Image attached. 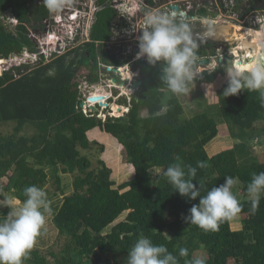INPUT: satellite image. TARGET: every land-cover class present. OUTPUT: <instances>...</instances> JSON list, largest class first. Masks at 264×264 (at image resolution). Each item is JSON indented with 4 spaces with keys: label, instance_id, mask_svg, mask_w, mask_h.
<instances>
[{
    "label": "trees",
    "instance_id": "16d2710c",
    "mask_svg": "<svg viewBox=\"0 0 264 264\" xmlns=\"http://www.w3.org/2000/svg\"><path fill=\"white\" fill-rule=\"evenodd\" d=\"M39 1L0 0V59L25 48L34 49L27 25L49 16ZM9 9L17 19L11 31L2 21ZM206 12L201 9L199 14L205 16ZM115 15L113 7L100 10L91 28V42L82 47L55 55L48 63L31 68L24 64L0 75V126L15 123L12 133H0V199L7 192L23 201L26 187L42 188L46 183V169L61 166L62 172L74 174V191L63 198L52 219L66 239L64 247L58 254L50 252L53 262L32 250L25 263L124 264L120 258L128 256L132 245L143 235L153 244L166 246L178 264L193 259L200 248L205 252L206 264H264V194L253 212L246 191L253 173L264 172V163L248 152L243 141L226 146L213 156L205 149L213 138L232 135L235 127L240 136L255 129L264 134V106L259 92L243 89L224 97L228 85L225 69L204 70L191 83H197L202 92L211 96L215 115L223 122L218 123L205 111L183 118L180 98L160 80L161 63L153 66L143 62L137 67L141 87L136 95L129 101L123 95L118 99V104L127 107L123 115L103 120L93 113L86 115L81 107L79 84L84 76L97 78L98 53L94 46L99 42V47H103ZM252 52L245 49L242 58L247 60L241 65L264 56L263 49L254 58ZM200 53L197 51V56ZM102 60L122 63L108 53L102 54ZM256 123L260 126L256 127ZM26 126L34 132L23 134ZM95 128L122 146L134 171L132 179L116 186L111 179L112 169L104 160H99L97 169H90V160L79 148L89 147L87 134ZM177 156L185 165L197 167L200 161L206 164L204 168L197 167L193 181L201 196L223 184L226 177L237 179L233 193L243 198L237 215L242 223L240 230H232L230 221H226L218 231L205 233L185 222L183 217L199 202V197H182L164 177V170ZM152 168L163 169L156 182ZM4 177L7 180L1 181ZM56 180L59 183V177ZM124 212L126 217L103 233ZM181 248L188 249L187 257L179 255Z\"/></svg>",
    "mask_w": 264,
    "mask_h": 264
},
{
    "label": "clouds",
    "instance_id": "9594fccd",
    "mask_svg": "<svg viewBox=\"0 0 264 264\" xmlns=\"http://www.w3.org/2000/svg\"><path fill=\"white\" fill-rule=\"evenodd\" d=\"M42 4L49 14L58 15L70 5V0H42ZM124 10L128 16H134L139 11L134 7H125ZM189 12L187 11V16ZM187 16L185 20L183 14L178 17L176 13H165L159 9L148 11L144 15V27L137 37L139 51L136 58L146 57L153 66L161 63L160 80L176 96L189 94L188 84L199 75L196 68L197 45L193 42ZM212 20L214 19L209 18V21ZM215 24L224 23H209V27ZM229 45L234 47L235 44ZM24 64L27 63H17L12 67ZM12 67L5 71H10ZM225 72L228 85L223 92L224 97L236 95L243 89L257 91L264 106V56L247 65H232ZM197 167L204 168L206 164L200 161ZM197 167L185 165L177 156L175 162L164 170L163 175L182 197L190 200L199 197V202L193 204L189 214L183 217L185 222L195 225L205 233L216 232L222 223L232 220L242 210L241 202L232 191L237 179L226 177L223 184L213 187L201 196L199 187L193 183ZM246 191L252 211L255 212L261 195L264 194V172L253 173ZM23 195V201L7 196L0 199V207L9 209L7 215L0 218V264H24L37 238L46 231V214L51 212V202L46 191L32 185L24 189ZM179 255L187 257L188 249L181 248ZM127 264H178V259L166 246L153 244L149 238L141 235L128 252ZM186 264H206V259L196 256L186 261Z\"/></svg>",
    "mask_w": 264,
    "mask_h": 264
},
{
    "label": "rangeland",
    "instance_id": "374dc122",
    "mask_svg": "<svg viewBox=\"0 0 264 264\" xmlns=\"http://www.w3.org/2000/svg\"><path fill=\"white\" fill-rule=\"evenodd\" d=\"M100 1L104 2V0H100ZM201 1H205V0H188L187 4L184 3V0L178 1V3L180 2L181 5L186 8L187 11H190L187 16V21L189 23L191 33H194L193 28L200 27L199 20L198 21H189V20L194 17H199V15L197 14V7L201 5L200 4L202 3ZM171 2H174V0H156L155 6L157 7V9L163 12L165 10L164 7L170 4ZM39 3L41 4L42 0H40ZM247 3L249 4V2ZM224 4L227 7H229V9L232 7V10H231L232 12H229V13L224 12L220 4L216 6V4L213 2L212 4L205 6V8L212 7V9H209V12H206L207 15L213 19L222 18V20L224 19L232 20L230 21L231 22L230 24H233V23L240 24L241 25L240 28H242V31L238 32L237 34L243 33L245 34V37L246 36L249 37V34L245 27L255 29V30H262L260 28V24H262V22L259 21L256 25H253V26L248 25V22L244 21L243 19L244 16L243 17L239 16L238 14L239 10H237L234 6H231L230 4H226V3ZM166 13H170L169 10H167ZM7 15L8 17L6 16V18L5 17L2 18L3 24L7 27L8 30L10 31L14 30V26L16 25L17 21H13V19H10L11 17L14 18L13 15H10V14H7ZM202 23L203 25L207 27L210 26L209 25L210 21H204ZM27 28H28L29 38L32 37L30 38V40L34 44V49L29 50L25 48L21 52H14L6 58H1L0 59V63H1L0 64V75L4 73L5 68H10L13 65H16L19 60H22V62L24 60L27 61L26 56H29V54H26V53L28 51L39 50L40 45L42 46V43H43L42 47L44 49L45 48L49 49L50 45H47V47L44 46L43 36H46L49 32H51L50 30L52 28L53 29L56 28L55 26H53V23H51V21H47V22L33 21L27 25ZM62 31H63L62 36H66L64 29ZM110 32L108 36L110 35ZM232 34L234 35L233 39H236L235 36L237 34L235 32H233ZM257 35L259 38H262L261 32H259ZM62 36L60 35V37ZM116 38H117L116 40V44H117V42L120 40V37L116 36L114 39ZM134 38L136 39V35H134ZM229 40H230V37H229ZM84 41L85 40H81L74 44L72 42L71 43L66 42L65 44L68 46L64 50L63 49L59 50V53L63 54L68 49H71L73 47H78V46L82 47L83 43H85ZM133 42L131 43L120 42V44H117L120 46L119 50L121 53H124L125 49L133 53L130 57H129L130 54L128 56H125L126 61L124 62L121 61L122 58H116V60L122 62L119 65L103 61L102 54L107 53V52H102L101 48L99 47L100 46L99 43L96 44V46H94L96 49V52L98 53V65L95 71V73L98 74V76L95 80H92L89 76H84L82 81L79 84V88L81 90L80 99H83V102L81 103V107L85 108L87 112L90 111V113L96 114L98 119L99 117L103 120L107 116L117 117V116L123 115L124 112L127 111V107L126 108L121 107L122 105L120 104L119 109L117 110L112 109L113 108L112 105L114 103H117V104L119 103L118 97L116 95H123V97L126 98L127 101H129L132 95H136L138 91L136 90V88L130 89L128 86L129 84L131 85L133 81H140L139 79L140 70L139 68L137 69V67L141 65L143 62L148 63V61L146 57L140 58V59L136 58L137 52L139 51L138 42L137 41L135 42L137 44H134ZM229 42H232V40H230ZM60 44H61V47L65 46V44L62 42H60ZM116 44H113L112 47L113 46L116 47L117 46ZM128 44H132L130 45L131 46L130 48H127ZM263 45L264 44L262 43V46ZM56 46L59 47V45H56ZM115 49L118 50L117 48ZM230 49H225L223 47L220 48L219 50L212 49L210 50L211 52H204L202 55L197 56L198 64L196 65V68L198 69V72L201 73L204 70L213 71L218 68L226 69L232 65H235V60L237 58L234 57L233 51H231ZM236 52H237V55L240 56V52L238 51ZM257 53H258L257 50L254 51L252 53V58H254V56H256ZM57 55L59 54L57 53ZM118 55H119V52H118ZM52 59L53 58L49 59L48 61H44L43 64L48 63ZM201 59L202 60L207 59L209 62L205 64L200 63L199 60ZM238 59H240V57H238ZM246 60L247 59H245V62ZM242 62H244V60H242L241 58L240 64ZM37 65H41L40 61L30 64L29 67L31 68ZM100 65H103L104 67ZM108 65L112 68V71L110 72L106 71L105 69V66H108ZM117 66L122 68V72L119 73V71H116L114 69V67H117ZM114 78H116L117 81H115ZM128 88L131 91H128L129 90ZM188 88H189V94L178 96L183 106V114H182L183 118H190L196 113L205 111L209 113L210 117H215L218 123L223 122V119L220 116L215 115L216 107L214 103H212L211 96L202 92V90L200 89L197 83H189ZM111 95L113 96L111 97ZM94 98H97V99L95 100ZM99 100L100 102H102V104H100V102L98 103ZM108 101L109 103L106 104V102ZM108 109H111L112 114L111 112H107ZM14 126H15L14 122L2 124L0 126V133L2 135L10 134L13 132ZM258 126H260V123H256V127ZM21 132L23 134L30 135L34 132V129L30 126H26ZM238 133H239L238 129L235 127L233 128V131H232L233 137L232 135H230L228 137L217 136L213 138L209 143L206 144L205 146L206 152L208 153L209 156H213L219 153L222 148L226 146H231L235 143H239L240 141H243L247 144L248 152H251L253 157H256L259 162L264 163V134L260 132L258 129L247 131V135L245 134V136H240ZM87 135L89 139V147L86 149H81V148L79 149L81 151V154L84 156H87V158L90 160L91 162L90 169H97L99 166V163H98L99 160H104L106 164L112 169L111 179H113L116 182V186L133 178L134 171L130 167L129 163L127 162L123 148L119 143H117L112 137H110L105 132L99 130V128H95L89 131ZM214 146L216 147L214 148L215 151H213L214 149H212ZM243 160L241 161V163L244 162ZM162 170L163 169H160V168H152L150 170L152 174V178L154 180L153 182H156V176H158L162 172ZM46 172L48 174V177H47L46 183L43 185L42 188L46 191L47 198L51 202L50 203L51 212L49 214H46V217H47L46 225H45L46 231H44V233L37 238L35 246L32 250L39 251L41 255L46 256V258L49 261L53 262V257L50 254V252H54L58 254L59 251H61L62 248L64 247L66 243V239L62 235H60L59 230L53 224L52 219L55 213L58 211L59 207L61 206L63 202V198L67 195H70L74 191V188H73L74 174L62 172L61 166H58L57 169H50V168L46 169ZM56 176L59 177V183L56 180ZM6 180H7L6 177H4L1 181H6ZM5 194L7 197H13L11 193L6 192ZM237 199L241 201L243 198H241V196L240 197L237 196ZM8 211L9 209L7 207H0V218H4L7 215ZM125 217H126V212L122 213L110 226H108L103 231V233L109 232L110 228L114 224H116L120 220H123ZM229 223H230V228L232 230H240L242 228V223L240 221L239 216L234 217L232 220H230ZM204 254L205 252L202 248L194 252L195 257L204 256ZM127 257L128 256L120 258V261L121 262L123 261L124 264H127V261H125V259L127 260ZM24 264H26L25 261H24Z\"/></svg>",
    "mask_w": 264,
    "mask_h": 264
},
{
    "label": "built area",
    "instance_id": "2783aa9c",
    "mask_svg": "<svg viewBox=\"0 0 264 264\" xmlns=\"http://www.w3.org/2000/svg\"><path fill=\"white\" fill-rule=\"evenodd\" d=\"M178 1L180 0H174V2H171L170 4L166 5L164 8L165 10L163 12L166 13L167 10H169L170 13H176L177 16L179 17L181 14H183V17L186 20V16H187V10L184 9L181 5V3ZM138 5V13H136L134 16H128V14L125 12V7L129 8V2L125 1V0H104V2H101L100 0H70V5L66 6L58 15H51L49 14V16L45 19H43L44 22L47 21H51V23H53V26H55L56 28H52L46 36H43V41H44V46L47 47V45L49 46V49H44L43 43L42 46L40 45V49L37 51H28L26 54H29V56H26L27 61L24 60L22 62V60H19L18 63H27V64H32L35 62H39L43 63L44 61H48L49 59L53 58L55 55L60 54L59 50H64L66 49V47L68 45H66L65 43H76L78 41L81 40H85L84 42H91V37H90V32H91V28L93 23L96 20V14L104 9L106 6H110L113 7L115 9L116 15L114 16V18L112 19L111 22V26H110V36L107 40L104 41V46L101 47L102 51L107 52L108 54H111L113 57L115 58H122L121 61H126L125 60V56L129 57L133 54L129 51H127L125 49L124 53H121L119 50V45L120 42H133L134 44L137 40V37L141 34L140 31L143 29L144 27V15L146 12L148 11H152V10H156L157 7L155 6L156 0H151L150 1H146V0H136ZM218 2V1H217ZM225 2V1H224ZM230 5L233 6L234 4L232 3V1H229ZM147 3V4H146ZM218 4H220L218 2ZM217 4V5H218ZM224 4H220V6L222 7ZM172 6H177L178 10H173ZM227 7V6H226ZM201 9H206L207 12H209V8H205V6L200 5L199 7H197V14L199 15V17H194L191 20H201V21H206L209 20V16H201L198 11ZM223 9V8H222ZM211 11V10H210ZM258 11L260 12L261 9H258ZM7 14L12 15V13L10 12V9L8 10ZM6 14V15H7ZM8 17V15H7ZM13 19V21H17V19L14 18H10ZM243 19H245L244 21L248 22V25H256L259 21L262 22V24H260V28L263 30L264 29V14L263 12L261 13V16H255V14L252 12L249 14H247L246 16L243 17ZM222 22H220V20L218 21L217 19H214V21H210L211 23H225L226 21L221 20ZM250 26V27H251ZM45 29V27H44ZM64 29L66 36H62V30ZM114 30V31H113ZM62 37H60V35ZM134 35H136V39L134 38ZM116 36L120 37V40L117 42L116 44V39H114ZM51 37H55L56 41H60L62 43L65 44L64 47H61L60 42L59 43H51V44H47V41L51 38ZM32 38V37H30ZM99 42H96V44H98ZM59 45L56 46V45ZM113 44H116L117 46H113ZM132 44H128L127 48H130ZM134 46V45H133ZM231 51H233V48H238L240 46V44H235L234 47L232 45H229ZM225 48L227 49V47H224L223 45H219L218 47L215 48V50H219L220 48ZM241 47V46H240ZM115 48H117L118 50H116ZM240 48H238L239 50ZM264 50V49H263ZM113 51V52H112ZM119 52V55H118ZM127 52V53H126ZM223 53V52H222ZM22 56V55H21ZM1 64V63H0ZM102 67H104L103 65H100ZM106 71H112V68L108 65L105 66ZM114 69L116 71L122 72V68H120L119 66L114 67ZM6 70V68L4 69V71ZM130 85V84H129ZM113 95H111L112 97ZM118 97V99L122 96V95H116ZM110 97V98H111ZM110 100V99H109ZM83 102V101H82ZM100 102V100L98 101V103ZM108 102H106V104H108ZM100 104H102V102H100ZM121 107H125L126 106H121ZM83 111L86 115H88L90 113L87 112L85 110V108H83ZM112 114V111H110Z\"/></svg>",
    "mask_w": 264,
    "mask_h": 264
},
{
    "label": "flooded vegetation",
    "instance_id": "af4514ba",
    "mask_svg": "<svg viewBox=\"0 0 264 264\" xmlns=\"http://www.w3.org/2000/svg\"><path fill=\"white\" fill-rule=\"evenodd\" d=\"M217 1H219L220 4H224V3L229 4L230 3L229 2L230 0H224L225 2L223 0H210V1L209 0H205V1H201L202 3H200V4L202 6H206V5H210V4H212L214 2L216 4V6H217V4H218ZM231 1L234 4L233 6L237 10H239L238 14H239L240 17L246 16L247 14H249V12L250 13L253 12L255 14V16H261L262 12L264 14V0H231ZM247 2H249V4ZM184 3L187 4L188 0H184ZM208 8L212 9V7H208ZM222 8H223L224 12H228V13L232 12L231 11L232 7L229 9V7H226L225 4L222 6ZM258 9H261V11L259 12ZM217 20L221 21L222 18L221 19L217 18ZM224 21H232V20L224 19ZM199 25H200V27L193 28L194 33H192L193 42L197 45L196 52L197 51H201L200 55H202L204 52H211L210 50H212V49L215 50V48L218 47L219 45H223V43L221 41L213 39V37H214V31L212 30L213 27H209V26L207 27V26L203 25L202 21H199ZM230 29H231V26H228L224 30L222 29V31H223L222 32V37L225 39V41H227V39L229 38L228 37V34H229L230 40H232V42L234 43V41H237L236 40L237 38L233 39L234 37H231L232 36V31H230ZM230 40L227 41L228 43L226 45H223L224 47H227V49L230 47L229 43L233 44L232 42H229ZM249 51H252V50L249 49ZM212 52H214V51H212ZM238 52H240V59H241L244 56V54H245V49L244 48H240L238 50ZM242 60H244V62H245V58H242Z\"/></svg>",
    "mask_w": 264,
    "mask_h": 264
},
{
    "label": "bare ground",
    "instance_id": "6f19581e",
    "mask_svg": "<svg viewBox=\"0 0 264 264\" xmlns=\"http://www.w3.org/2000/svg\"><path fill=\"white\" fill-rule=\"evenodd\" d=\"M125 1H128L129 2V9H131V8H138V5L139 4H137V2H136V0H125ZM212 21H214V20H212ZM211 23V22H210ZM231 22L230 21H227V22H225L224 24H223V28H221V29H226L228 26H231V29H230V31H232V33L233 32H235L236 34L238 33V32H241L242 31V28H240V24H236V23H233V24H230ZM228 25V26H227ZM246 28V30H247V32H248V34H249V37L248 36H246L245 37V34H243V33H239V34H237L236 36H235V38H237V40H239V41H243V40H248V41H252V42H254L255 43V46H257L254 50H253V52L254 51H258L259 49H264L263 47H264V45L262 46V43L264 44V31L263 30H255V29H251V28H247V27H245ZM245 28H244V30H245ZM259 32H261V36H262V38H259L258 36L256 37L255 36V34L254 33H256V34H258ZM229 33V32H228ZM228 37H230L229 36V34H228ZM231 37H234V35L232 34V36ZM224 39V38H223ZM56 40H58V39H56L55 37H51L48 41H47V44H51V43H59L60 41H56ZM227 40H229V38L227 39ZM224 41H225V39H224ZM240 47V46H239ZM238 47V48H239ZM242 47V46H241ZM238 48H233L232 50H233V54H234V57L235 58H237L236 60H235V64H240V61H241V59H238V57H240L239 55H237V52L236 51H238L237 49ZM252 52V53H253ZM238 57H237V56ZM129 89V88H128ZM127 89V90H128ZM128 91H130V89L128 90ZM119 105L120 104H117V103H114L112 106H113V108L112 109H119Z\"/></svg>",
    "mask_w": 264,
    "mask_h": 264
},
{
    "label": "water",
    "instance_id": "95a60500",
    "mask_svg": "<svg viewBox=\"0 0 264 264\" xmlns=\"http://www.w3.org/2000/svg\"><path fill=\"white\" fill-rule=\"evenodd\" d=\"M172 8L175 9V10L178 9V7H176V6H173ZM221 28H223V25H221V24H215L213 26V29H212L214 31V37H213V39L219 40V41H221L223 43V45H226L228 42L227 41H224V39L222 37V32L223 31H222ZM233 44H240V46H242L244 49L254 50L256 48L255 43L252 42V41H248V40H243V41L242 40L241 41L237 40V41H234ZM199 62L205 64V63H208L209 61L207 59L206 60H202L201 59V60H199ZM114 80L117 81L116 78H114ZM128 87L130 89L136 88V90H138L141 87V81H133L131 83V85H129ZM94 99L96 100L97 98H94Z\"/></svg>",
    "mask_w": 264,
    "mask_h": 264
}]
</instances>
